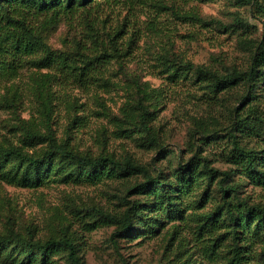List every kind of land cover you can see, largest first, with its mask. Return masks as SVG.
Wrapping results in <instances>:
<instances>
[{"label":"rangeland","instance_id":"1","mask_svg":"<svg viewBox=\"0 0 264 264\" xmlns=\"http://www.w3.org/2000/svg\"><path fill=\"white\" fill-rule=\"evenodd\" d=\"M165 2L168 5L174 2L183 10L196 9L204 20H182L172 12V8L163 9L151 4L134 7L123 4L110 8L102 5L99 12L101 17L109 18L108 25L129 16L139 34L134 53L125 64L130 75H138L145 87L156 89L161 94L158 101L150 97L155 104L151 125L164 142L160 154L157 155L154 146L141 144L137 134L131 131L130 121L135 113L132 117H125L122 108L136 101L137 91L129 78L114 73L115 68L114 71H106L113 80L109 84L103 81L87 86L54 83L45 76L50 72L48 69L33 67L23 68L16 78L1 82L0 146L13 144L32 152L45 146L46 141L40 135L33 134L28 141L24 136L27 133L51 132L57 141L67 142L74 151L82 154H108L117 158L130 154L147 163L152 172L170 175L173 182L171 174L177 168V160H186L198 153V139L196 137L191 144L189 129H198V126L216 128L220 119L217 104L207 99L205 89L194 74L170 76L171 72L157 60L158 54L216 68L223 64L246 66L253 42L262 38L264 17H253L248 6L235 0ZM236 15L242 16L244 21L236 29L224 28ZM76 21L78 23L77 19L58 21L48 38L52 48H62L64 36L69 37L80 28L75 25ZM245 21L251 27L242 32ZM259 106L264 107V95L259 96ZM257 138H249L250 145ZM201 145L199 153L208 156L210 165L221 170L231 168L232 180L240 184L241 194L264 205V184L247 179L228 161L226 138L211 139ZM136 178L141 179V175L130 174L97 183L84 178L57 180L37 187H20L0 180V233L11 226L21 233L31 230L36 238L45 240L66 232L79 244V255L84 264L204 263L205 260L199 257L200 247L195 239L201 222L197 214L210 210L219 196L213 184L207 200L198 205V194L205 181L181 196L182 206L187 209L170 213L168 217H154L156 224L152 229L148 224L153 221L155 211L149 213L148 224L141 222V226L128 234L116 236L117 249L109 239L114 229L112 226L101 225L89 231L81 229L77 210L86 211L94 206L118 209V195ZM128 196L143 199L132 191ZM193 210H196L195 215ZM252 240L256 261L264 264V255H259L264 254V233ZM53 257L59 264L66 262L57 253ZM0 264L11 263L3 259Z\"/></svg>","mask_w":264,"mask_h":264},{"label":"trees","instance_id":"2","mask_svg":"<svg viewBox=\"0 0 264 264\" xmlns=\"http://www.w3.org/2000/svg\"><path fill=\"white\" fill-rule=\"evenodd\" d=\"M235 1L248 6L253 17H264V0ZM123 4L172 8L182 20H204L196 9L183 10L174 2L168 5L165 0H0V83L16 78L23 68L33 67L48 69L50 72L45 76L54 83L87 86L103 81L109 84L113 80L106 71L115 68L114 73L129 78L137 91L136 101L122 108L125 117L135 113L130 121L131 131L137 134L141 144L154 146L158 155L164 142L151 125L155 104L150 97L158 101L161 94L145 87L138 75H130L125 64L134 53L139 34L129 16L108 25L109 18L99 15L102 5L110 8ZM63 18L70 22L77 19L75 25L80 28L71 36H64L62 48H52L48 38ZM242 21V16L236 15L223 27L236 29ZM250 27L245 21L241 31ZM252 47L248 63L243 67L223 64L216 68L158 54L157 60L171 72L170 76L194 74L205 89L207 99L217 104L220 119L216 128L189 129L191 144L198 139V153L186 160H177V168L171 174L173 182L170 175L152 172L147 163L130 154L122 158L82 154L67 142L57 141L51 132L24 136L28 141L33 134L40 135L46 141L45 146L32 152L13 144L0 146V180L20 187H37L57 180L84 178L97 183L119 176L141 175V179L136 178L118 195V209L94 206L76 212L82 230L112 226L109 239L116 246V236L128 234L141 226V222L148 224L149 213L155 211L153 221L148 224L152 229L156 224L154 217H168L170 213L187 209L182 206L181 196L205 181L197 198L198 205H202L215 184L218 199L210 210L197 214L201 222L195 239L200 247L199 257L205 260L202 264H259L252 239L264 233V205L241 194L240 184L232 180L231 168L214 167L206 154L199 153L203 142L224 137L229 145L228 161L247 179L264 184V107L259 106V96L264 95V31ZM251 137H258L252 145ZM130 191L143 199L129 198ZM192 213L195 215L196 210ZM30 231L21 233L8 226L0 233V260L8 259L11 264H59L53 257L57 253L65 259L64 264H84L79 255L80 246L71 235L63 232L42 240Z\"/></svg>","mask_w":264,"mask_h":264}]
</instances>
